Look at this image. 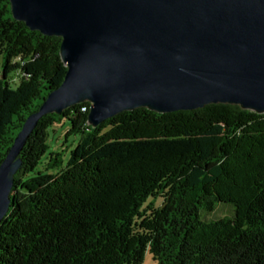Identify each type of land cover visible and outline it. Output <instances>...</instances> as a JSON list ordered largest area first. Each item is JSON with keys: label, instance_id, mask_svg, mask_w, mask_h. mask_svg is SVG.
Listing matches in <instances>:
<instances>
[{"label": "trees", "instance_id": "1", "mask_svg": "<svg viewBox=\"0 0 264 264\" xmlns=\"http://www.w3.org/2000/svg\"><path fill=\"white\" fill-rule=\"evenodd\" d=\"M10 8L0 0V165L68 69L61 39L29 30ZM90 106L49 114L31 134L0 224V264H143L146 254L264 264V115L228 104L139 108L94 128ZM57 127L65 144L54 150ZM223 204L231 217L204 219Z\"/></svg>", "mask_w": 264, "mask_h": 264}, {"label": "water", "instance_id": "2", "mask_svg": "<svg viewBox=\"0 0 264 264\" xmlns=\"http://www.w3.org/2000/svg\"><path fill=\"white\" fill-rule=\"evenodd\" d=\"M15 20L61 39L63 83L0 165V224L21 153L49 114L90 103L98 128L123 112L232 105L264 115V0H10Z\"/></svg>", "mask_w": 264, "mask_h": 264}, {"label": "rangeland", "instance_id": "3", "mask_svg": "<svg viewBox=\"0 0 264 264\" xmlns=\"http://www.w3.org/2000/svg\"><path fill=\"white\" fill-rule=\"evenodd\" d=\"M4 57H3V53L2 50L0 49V78L2 76V72H3V67H4ZM14 73H11L9 75V77H13ZM55 130V134H52L51 137V144H53V149L54 150H59L62 149L64 147L65 141H64V134L66 129H61L60 127H57L54 129ZM57 138V142H53V139ZM46 180H40V181H33L32 183H30V190L33 189H37L40 185H42L43 183H45ZM159 205L161 204V201H159L158 203ZM225 216L231 217L232 216V208L229 207V205H220L216 211L214 213L205 215L204 219L205 220H218L221 219ZM143 264H159L158 262L154 261L152 258V255L150 254H146Z\"/></svg>", "mask_w": 264, "mask_h": 264}]
</instances>
